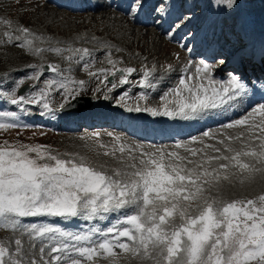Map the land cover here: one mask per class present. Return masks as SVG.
Returning <instances> with one entry per match:
<instances>
[{"label": "snow or ice", "instance_id": "6c2138e0", "mask_svg": "<svg viewBox=\"0 0 264 264\" xmlns=\"http://www.w3.org/2000/svg\"><path fill=\"white\" fill-rule=\"evenodd\" d=\"M208 2L214 10L229 14L244 6V0ZM145 4L146 0H131L128 14L135 18ZM154 10L161 17L166 12L163 6ZM190 21L189 16L180 18L170 28L169 38ZM2 23L7 30L0 44H11L42 61L45 53H53L68 64L62 68L57 63H28L31 74L0 77V100L21 113H28L29 106L45 110L41 115L52 112V93L63 95L61 111L71 107L86 84L71 75L73 65H80L89 78L105 87L110 84L109 92L129 84L138 71L118 67L123 61L113 59L111 51L105 55L109 67L93 70L94 50L52 40L26 26H13L10 20ZM245 25L241 18L234 27L243 31ZM91 41L97 42L96 37ZM182 47L187 49V44ZM225 63L217 58L216 63L185 64L178 82L161 94L157 106L149 104L145 92H140L134 106L128 105L131 97L125 92L119 104L129 112L183 121L222 115L246 98L251 104L264 90V79L246 81L236 69L226 79H217ZM46 71L54 78L43 79ZM139 71L138 87L156 91L161 84L156 74H170L176 68L172 64L158 68L153 63ZM25 89L31 91L25 94ZM260 94L262 102L223 124L224 131H205L202 138H193L191 145L198 146L178 142L171 149H145L127 146L111 132L107 135L112 143L104 144L101 133L94 132L89 137L94 141L89 148L93 159L47 145L4 140L0 143V228L16 235L0 239V264H100L102 260L107 264H264V92ZM108 98L105 93L104 99ZM19 118L17 111H0V131L20 127ZM114 213L123 219L106 231L93 227L72 233L51 224L22 222L32 217L105 221Z\"/></svg>", "mask_w": 264, "mask_h": 264}, {"label": "rangeland", "instance_id": "374dc122", "mask_svg": "<svg viewBox=\"0 0 264 264\" xmlns=\"http://www.w3.org/2000/svg\"><path fill=\"white\" fill-rule=\"evenodd\" d=\"M62 1L65 2V4L72 2L71 0ZM86 1L89 3V6H92L89 0ZM95 1L97 0H92V3H95ZM57 2L60 1L0 0V39H3L2 33L7 30L2 21L10 20L13 22V26H26L38 34H43L46 37L52 38V40L73 42L76 47H88L89 49L94 50L95 66L93 70L100 67H109L106 63L105 55L106 52L111 51L113 59L123 61L122 64L117 65L118 67L131 66L138 69V71L133 73L129 78L130 82L135 81L136 83L138 78L140 80L142 78L139 69L145 65L151 66V64L155 63L157 67L160 68L161 66L172 64L176 68V71L170 74H166L162 71H159V74H156L157 78L161 80L160 87L156 91L145 89H142L143 91H137L140 90L138 84H129L125 86L122 85L109 92L108 88L111 87L110 84L105 87L103 84H100L99 80L96 78H89L80 65H73L71 75L75 79H84L86 81L81 95L91 96L95 101V104L97 103L101 110L111 111L126 118L128 111L119 104L125 92H127L131 97V99L127 101L129 106H134V101L137 99L140 92H145L148 95L149 104L151 106H157L161 102V94L175 86L178 82L180 76L183 74V72H179L182 71L184 65L191 63L195 66L199 63L196 60V62L191 60L192 57L187 53L189 50H186L185 47H183L184 51L180 52L173 42L170 43L166 41L168 33H164L162 27H160L163 21L160 17L155 16V13H157L155 10L151 13L146 11L143 14V17H145V14L148 15L149 23L147 22L146 24L145 22L143 23V27L140 26L141 28H139L137 25L129 22L132 17L128 14V11H126L128 7L123 6L121 2L108 3V0H102V2L98 1L101 2L103 6L110 7L98 9L95 12L93 10H89L91 11L89 12L87 11L88 9L82 11H76L73 9L69 10V7L65 4ZM118 4L122 5V14L117 9ZM215 11L216 13H222V11L219 10ZM239 13L241 16L239 19L242 18V15H247L246 17L252 19L256 24L263 22L264 0H244V6L241 10H239ZM231 14L236 15V12ZM184 16L193 18L194 15L188 13L183 16H179L177 17L178 19L175 23ZM228 31H230V28L226 27L222 34L219 35L221 36V43H225V46H220V49L233 51V46H228V44L233 40L232 37L228 35ZM189 35L180 40L178 44H187L188 46V44L191 43L187 41ZM192 35L193 34H191V36ZM196 36L194 37V40H196ZM77 37H81L82 39L77 40ZM92 37H96V41L99 43L92 42ZM221 43L219 45H221ZM103 44H107L109 47L102 48L101 45ZM116 48H120L121 51L117 52L115 50ZM189 53H191V50ZM225 53L226 52L224 51L220 56L223 57ZM192 54L195 53L192 52ZM177 56H179V60L176 59ZM223 59H225V57H223ZM42 62L57 63L60 64L62 68L68 67L66 62L53 53H45L42 61L41 58L26 54L21 49L11 44H0V77L10 76L12 79L22 78L26 74H31L32 72L31 69L26 68L28 63L40 64ZM209 63L215 62L210 61ZM192 70L194 71V67ZM51 78H54V74L46 71L43 79ZM97 87L101 88L100 92L95 91ZM29 91H31V89L26 91L25 94ZM105 93H107L109 97L108 99H104ZM97 98H100V101L97 102ZM49 101L50 106L53 109V114L55 109L59 107V104L63 102V95L60 93H52L49 97ZM141 104H143V102H141ZM35 110H42V108L38 106H29L28 113H21L16 106L9 104L7 101L0 100V111H17V114L20 117L18 122L20 123L27 121L35 122L36 116L35 113H33ZM134 113L135 112H132V115H130L131 122L129 127L125 126V129H116L114 127L107 126L108 128L99 130L93 129L97 126H93L92 128H83V126H80L78 131H72L63 130L58 124H56L53 128L51 126L45 127L44 125L32 127L33 125L29 124L31 127H18L6 131H0V143L4 140H8L13 143L22 142L25 144H42L50 146L52 149L58 150L59 152L80 153L93 159H95V154L94 152L89 151V148L93 147L94 141L89 139V137L94 132L101 133L100 140L104 144L112 143V138L107 135L108 132L113 133L114 136H120L122 141L127 146L139 145L145 149H151L153 147L171 149L174 148L176 143H178L169 140L166 142L155 143L151 140L136 136L138 133L135 134L127 131L128 128L133 127L132 125L136 121H147L153 118V116L149 113H136V115L141 114L142 117H135ZM112 116L113 115H111V117ZM53 117L57 118L58 114L55 112ZM167 119L169 118L160 117L159 120L166 122ZM36 123L38 125L40 124L38 120H36ZM221 131H224V129H216L211 133H219ZM81 137L84 139H81ZM202 137L203 135L198 136L197 139ZM205 140L209 143L212 142L208 141L207 138H205ZM179 143L190 146H198L191 145V140L187 139ZM226 195L230 196L231 193H226ZM119 219H123V216L114 213L111 214L108 220L105 221L96 220L89 222L79 218L64 221L59 218L52 217H32L23 218L22 222L25 224H51L52 226L59 227L68 232L84 233L93 227L106 231L108 227L116 224ZM15 235L16 234H14L10 229L6 230L0 228V239L7 240L10 237L14 238ZM25 247H28L26 237ZM100 264H107V262L102 260ZM121 264H127V262L121 261Z\"/></svg>", "mask_w": 264, "mask_h": 264}, {"label": "bare ground", "instance_id": "6f19581e", "mask_svg": "<svg viewBox=\"0 0 264 264\" xmlns=\"http://www.w3.org/2000/svg\"><path fill=\"white\" fill-rule=\"evenodd\" d=\"M74 2H75V4L78 3V5L71 7V9L76 10V11H82V10L88 9V10H93L95 12L98 9H104V8L110 7V6L105 7L101 4V2H98L95 5V8L93 9L92 6H89V3L86 0H74ZM113 2H119V3L121 2L123 6L129 7L131 0L130 1H128V0H108V3H113ZM153 4H155V5H153ZM122 5L118 4V7H117L118 11L121 14H122V12H121V6ZM159 5H162L164 8L167 6V4L164 2V0H158V1L157 0H146L145 9H147V12L151 13ZM199 5H200V3L198 1H196L195 5L190 6L189 8L186 7L185 9H181L173 18L183 16L184 14H186V13H182L183 11L184 12H189V11L197 12V10H199V8H200ZM144 13H145V11L139 13L135 18H131L129 22H132L133 24L137 25L139 28L143 27V23H145V22H146V24H147V22L149 23V17L147 14H145V17H143ZM205 14H206L205 11L198 13L189 23H187L184 26V28L182 30L177 32L171 39L169 37H167V39L165 38L166 41L170 42V43L173 42L177 46L178 50L180 52H183L184 49H183L182 45H179L178 43L180 40L185 38L186 34L190 31L191 34H193V35L188 37V39H187L188 42H192L194 40V37L196 35H198V36H196L194 47H197V45H199V44L203 45L206 43V41L213 48H216L217 46H219V44L221 43V36L217 35L216 37H214V35L217 34V22L216 21H211L206 26L204 35H202L200 37L198 34L199 29H200L201 25L203 24ZM109 16H110V14H109ZM115 17H117V16H115ZM158 17H160V15H158ZM162 18H164V17H162ZM236 21H237V16L235 14H233V15L230 14V16H228V17L223 16L221 21H220L219 26L221 28L229 27L231 30L232 26L236 23ZM245 21H246V23L252 25V27L256 31H261L264 33V21L256 24L252 19H249L247 17H245ZM168 24L169 25L171 24V20H170V22H168ZM214 26H216V27H214ZM234 39L236 41H240L241 37H240V35L237 36V33H235ZM254 39L259 41V43H261V46L263 47L257 53V55L251 56L249 59H247V64L243 65L242 67H237L233 62L227 63L225 66H222V70L217 71V73H216L217 79H226L228 76V73L232 69H236L237 72L242 74L243 76H244V72H243V69H244L246 72H248L250 75H252L256 79L258 77L261 79H264V60H262V58H261V54L264 53V35L260 36V35L256 34L254 36ZM192 52H193V49L191 50V53H189V51H187L188 55L192 57L191 60L196 57V55L192 54ZM199 55L200 56L203 55L204 60H206V62L214 61L216 63L217 58H222L220 56L221 53L214 52V51H212L210 53V55H206V53L201 50L199 52ZM196 61L200 62L198 60H196ZM140 75H142V73H140ZM140 75H139V77H140ZM244 78H245V76H244ZM139 81H140V79L138 78L137 83L134 81V82H130L129 84L137 85L139 83ZM129 84H127V85H129ZM123 86H125V85H123ZM249 87L251 90V85H249ZM137 91H143V90L140 89ZM99 99L100 98H97V102L100 101ZM101 99H102V97H101ZM249 108H250V106H244L243 103L238 105L236 108L237 110H236V114H235V119H238L237 116L239 114L245 113ZM105 111L106 110H101L97 103L94 104L92 107L85 109L83 111H79V112H76V111L64 112L63 111L61 113L62 119L60 121V124H62L61 129L78 131L79 127L78 128H76V126L74 127V124L78 123L82 126H86V122L84 119L91 120L92 125L97 126L96 128H93V129L102 130L104 128H108L107 125H111L112 127L116 128V129H121V128L125 129V126L127 125V121H128L127 118H124L123 116H119V115H117L111 111L110 112L109 111L105 112ZM55 112L58 114L57 109H55ZM55 112L52 115H54ZM111 115H113V116L111 117ZM114 115H116V116H114ZM235 119H233V120H235ZM110 120L114 121V123L111 124ZM197 121H199V120H197ZM192 122H195V121H183V120H173V119H171L170 121L166 120V122H163L162 120H159V119H154L150 122L137 121V122L133 123L134 128L129 129L128 131H130V133L131 132L135 133V134L138 133V134H136V136H139V134H140L139 132H143L145 129H147V130L150 129L154 133L162 132L163 130L169 131L168 133H171L172 131L179 129L182 126L189 125ZM219 123L220 122L214 121L213 123L208 124V125H202L201 124L195 132H192V133L185 135V136H180L178 142L184 141L186 139L192 140L193 138H197L198 136L203 135V133L205 131L212 132L216 129H223L222 126L220 127ZM64 124H67V125L63 126ZM144 138L151 140L155 143H161V142H166L168 140L173 139L174 135L169 137L166 133H163L162 136L159 138L157 133H156V135H154L152 133H149V134L145 133ZM157 139H159V140H157Z\"/></svg>", "mask_w": 264, "mask_h": 264}, {"label": "water", "instance_id": "95a60500", "mask_svg": "<svg viewBox=\"0 0 264 264\" xmlns=\"http://www.w3.org/2000/svg\"><path fill=\"white\" fill-rule=\"evenodd\" d=\"M26 90L27 89H25L24 92ZM71 105H72L71 107L65 108V109H77V110H80L82 108L89 107L91 105V99L88 98V97H78L76 100H73L71 102Z\"/></svg>", "mask_w": 264, "mask_h": 264}]
</instances>
